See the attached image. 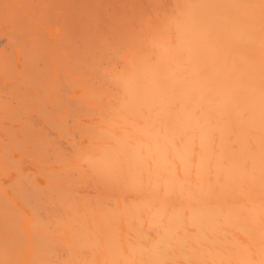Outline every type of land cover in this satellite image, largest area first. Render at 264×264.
<instances>
[{"label": "bare ground", "instance_id": "bare-ground-1", "mask_svg": "<svg viewBox=\"0 0 264 264\" xmlns=\"http://www.w3.org/2000/svg\"><path fill=\"white\" fill-rule=\"evenodd\" d=\"M0 264H264V0H0Z\"/></svg>", "mask_w": 264, "mask_h": 264}]
</instances>
